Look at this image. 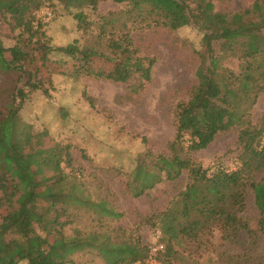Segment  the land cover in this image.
<instances>
[{
    "label": "trees",
    "instance_id": "1",
    "mask_svg": "<svg viewBox=\"0 0 264 264\" xmlns=\"http://www.w3.org/2000/svg\"><path fill=\"white\" fill-rule=\"evenodd\" d=\"M107 1L124 4L125 9L97 17L99 5ZM55 4L75 20L82 33L89 31L93 24L98 25L96 37L106 39L110 54L105 55L91 46L80 48L76 40L65 47H52L38 12ZM92 14L96 16L95 23L89 20ZM134 19L150 21L171 31L193 26L202 35L196 84L188 100L175 107L174 135L167 144V152L153 154L147 150L137 158L126 182L129 194L140 198L161 183L185 180L184 188L149 219L164 237V251L152 253L139 241L115 242L95 233L80 236L77 231L73 236H66L63 229L72 222V214L68 215L69 221L55 231V238L48 245L39 221L28 207L35 197L29 193L23 196L15 212L0 214V264L22 261L73 264L71 256L85 248L95 249L105 264H148V259L159 255L165 264H186L175 246L201 242L215 230L221 240L228 242L240 235L250 241L264 239V177L260 181L255 179L256 174L264 170V142L262 145L253 142L247 133L251 111L264 92V0H254L249 9L233 14L215 11L211 0H0V23L18 30L15 45L5 47L0 39V75H15L17 82L24 79L21 86H15L11 104L6 105L3 112L0 108L3 147L0 167L14 157L24 139L49 135L46 130L36 133L33 126L19 116L30 93L46 92L45 82L25 67L26 63L33 62L25 50L26 45H37L44 58L60 53L71 58L82 56L109 63L115 60L130 63L134 51L129 35L119 32L127 28V22L135 23ZM232 60L237 62V71L225 65ZM135 63L136 66L128 69L117 64V75H106V78L127 83L137 75L142 87L150 81L154 60L137 58ZM233 128L238 130L240 148L237 169L228 171L219 164L204 167L193 160V152L206 149L219 133ZM46 161L58 171V178L49 184L42 197L50 201L51 208L62 212L83 209L112 219L121 217L106 201L95 202L84 194L73 173V157L68 145L52 139V150ZM64 168H70V172L65 173ZM5 184L0 178V190ZM249 190L258 213L255 230L244 217ZM17 251L19 259L12 263Z\"/></svg>",
    "mask_w": 264,
    "mask_h": 264
},
{
    "label": "rangeland",
    "instance_id": "2",
    "mask_svg": "<svg viewBox=\"0 0 264 264\" xmlns=\"http://www.w3.org/2000/svg\"><path fill=\"white\" fill-rule=\"evenodd\" d=\"M211 1L215 11L233 14L249 9L254 0ZM123 9L124 4L107 1L99 5L95 15L99 17ZM38 15L52 47H65L76 40L80 48L91 46L105 55L110 54L106 39L96 37L98 25L93 24L89 31L82 33L75 20L58 4L42 8ZM95 15L89 17L94 23ZM134 22H127V28L119 32L129 35L134 51L130 63L119 60L109 63L82 56L71 58L60 53L44 58L37 45L30 43L25 49L22 44L33 61L25 67L45 82L46 92L30 93L19 116L23 122L31 124L36 133L46 130L49 135L38 134L24 139L14 157L0 167V178L6 183L0 190V214L15 212L23 196L32 193L35 197L28 207L39 221L48 245L52 244L55 231L67 223L68 215L72 214V222L63 229L66 236H73L77 231L80 236L95 233L115 242L139 241L150 250L161 245L157 251H164V237L150 220L184 188L185 180L161 183L140 198L129 194L126 182L137 158L147 150L153 154L167 152V144L174 135L175 107L188 100L196 84L202 35L193 26L171 31L150 21L134 19ZM17 34L18 30L0 23V39L5 47L15 45ZM137 58L154 60L150 81L142 87L137 75L127 83L106 78V75H117V64L124 69L136 66ZM225 65L238 70L235 60ZM23 82V78L17 82L15 75H0L2 112L13 101L15 86ZM250 122L248 135L253 142L262 145L264 92L251 111ZM52 139L70 147L73 173L84 194L95 202L106 201L121 214L120 218L101 217L83 209L62 212L59 208H51L50 201L42 198L49 184L58 178V171L46 161L52 150ZM237 139L235 128L221 132L206 149L193 152L191 157L204 167L219 164L228 171L235 170L239 166L240 153ZM2 148L0 144V151ZM64 172L69 173L70 168H64ZM262 177L264 170L258 172L255 179L260 181ZM244 217L251 229H257L258 213L251 190L246 196ZM263 242L260 238L250 241L244 235L234 241H223L215 230L201 242L175 248H179L186 264H264ZM15 254L12 263L19 259L20 253ZM159 257L148 259L147 263L165 264ZM71 259L73 264H105L92 248L75 252Z\"/></svg>",
    "mask_w": 264,
    "mask_h": 264
},
{
    "label": "built area",
    "instance_id": "3",
    "mask_svg": "<svg viewBox=\"0 0 264 264\" xmlns=\"http://www.w3.org/2000/svg\"><path fill=\"white\" fill-rule=\"evenodd\" d=\"M158 248H162V246L159 245L158 247H153V248L151 249V252H152V253H155V252L158 250Z\"/></svg>",
    "mask_w": 264,
    "mask_h": 264
}]
</instances>
